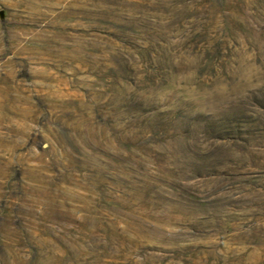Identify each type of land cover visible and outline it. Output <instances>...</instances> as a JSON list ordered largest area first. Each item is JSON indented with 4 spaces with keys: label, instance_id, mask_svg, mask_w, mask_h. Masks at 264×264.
<instances>
[{
    "label": "rangeland",
    "instance_id": "rangeland-1",
    "mask_svg": "<svg viewBox=\"0 0 264 264\" xmlns=\"http://www.w3.org/2000/svg\"><path fill=\"white\" fill-rule=\"evenodd\" d=\"M0 264H264V0H0Z\"/></svg>",
    "mask_w": 264,
    "mask_h": 264
}]
</instances>
